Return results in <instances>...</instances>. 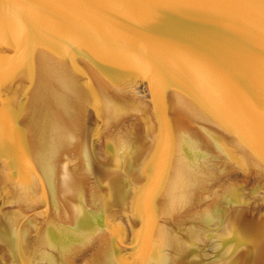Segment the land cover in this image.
<instances>
[{
    "label": "water",
    "instance_id": "1",
    "mask_svg": "<svg viewBox=\"0 0 264 264\" xmlns=\"http://www.w3.org/2000/svg\"><path fill=\"white\" fill-rule=\"evenodd\" d=\"M0 181L94 184L111 264L146 253L152 186L264 190V0H0ZM256 198L228 215L245 247L180 234L169 264H263Z\"/></svg>",
    "mask_w": 264,
    "mask_h": 264
},
{
    "label": "bare ground",
    "instance_id": "2",
    "mask_svg": "<svg viewBox=\"0 0 264 264\" xmlns=\"http://www.w3.org/2000/svg\"><path fill=\"white\" fill-rule=\"evenodd\" d=\"M119 186L115 189V185H102L112 202L118 198V195L124 197L129 193L127 192L129 187L125 189L123 185ZM260 192L264 194V190L246 192L239 189L152 186L147 201L148 210L151 212V219L146 228L147 251L141 255L132 249L129 240L126 239L128 247L126 256L131 259L132 264L157 262V264H169L174 253L175 237L180 234V236L185 234L194 242L210 241L217 246L225 244L227 247H234L236 240L245 247L243 242L246 240L247 224L234 223L235 219H231L228 215L233 211L237 215L238 200L248 198L249 205L253 206L252 202L257 199L256 197L264 199V195ZM0 193L5 194V206L10 208V216L4 226H12L11 224L15 223L14 239L8 246L9 249L11 248L8 259H5L4 252L0 249V262H3V258L7 264L12 260H15L14 264H64L61 262L65 257L64 252L68 254L72 249L83 252L79 244L94 243L100 245L102 251L100 249L95 254L91 251L90 258L87 254L86 256L84 253L81 254H84L90 262L98 260L99 263L103 260L102 264H111L112 251L108 246L110 231L107 225V210L94 184L40 183L37 195L35 194L37 198H32L33 190L28 187L27 182L0 181ZM39 197L41 205H39ZM252 206L250 208L253 212L254 206ZM260 206L254 211H257L254 215L256 221L254 224L257 225L258 235L253 249L257 247L259 252L256 260L259 258L264 264V203ZM116 220L118 232L126 236L128 230L124 219ZM175 221H178V227H175L177 229L173 227ZM187 223L194 225L200 235L193 236L189 233L185 227ZM251 224V228L254 229L253 222ZM208 228L212 231L210 232ZM74 256L72 257L75 258ZM80 256L79 254L76 258L83 259V255L81 258ZM76 258L74 260H77Z\"/></svg>",
    "mask_w": 264,
    "mask_h": 264
},
{
    "label": "rangeland",
    "instance_id": "3",
    "mask_svg": "<svg viewBox=\"0 0 264 264\" xmlns=\"http://www.w3.org/2000/svg\"><path fill=\"white\" fill-rule=\"evenodd\" d=\"M209 229V228H208ZM84 244V243H83ZM83 244H79L78 246L82 249V251L83 252H81V250L79 251L78 249H75V251H73L74 249H72L70 252H68V254H66L64 251H62V252H64V259H63V261H61V262H63L64 264H74V262L75 261H77L75 264H80V261H81V263L83 264V262L85 261V260H87L86 258L87 257H85L86 256V254L88 255V257L90 256V255H92V253H91V251L92 252H94L93 254H95V252H99V250L101 249V246L100 245H97V244H94V246H96V247H94L93 246V244H91V243H89L88 245L86 244V245H83ZM89 245L91 246V247H89ZM86 246V247H85ZM92 246H93V248H92ZM108 246H109V248L111 249V247H110V244H109V242H108ZM78 247V248H79ZM108 248V250H110ZM96 249V250H95ZM76 250H78V251H76ZM86 251H88V252H86ZM101 251H102V249H101ZM74 252L76 253V254H74ZM77 253H78V255H77ZM81 253H84L85 254V256H84V254H81ZM112 253V252H111ZM72 254V255H71ZM79 254L81 255L80 256V258L82 257V255H83V259L81 258V259H77L76 257L78 256L79 257ZM98 253H96V255H97ZM100 254V253H99ZM67 255V256H66ZM70 255V256H69ZM74 255H77V256H74ZM72 256H74L77 260H74L75 258H73ZM100 256H101V254H100ZM99 255H98V257H100ZM112 256V255H111ZM97 257V256H96ZM90 258V257H89ZM112 258V257H111ZM72 259V260H71ZM85 259V260H84ZM155 260L154 261H156L157 262V260H156V258H154ZM84 260V261H83ZM140 261V260H139ZM101 262V261H100ZM98 263V260H94V261H92V262H90L89 260H87V261H85V264L87 263V264H102V262H103V260H102V262L101 263ZM158 263V262H157ZM156 263V264H157Z\"/></svg>",
    "mask_w": 264,
    "mask_h": 264
}]
</instances>
